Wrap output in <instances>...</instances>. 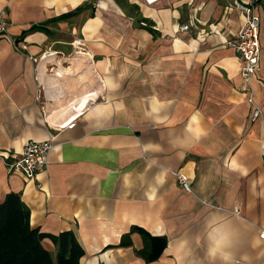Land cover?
Listing matches in <instances>:
<instances>
[{
	"label": "crops",
	"instance_id": "obj_1",
	"mask_svg": "<svg viewBox=\"0 0 264 264\" xmlns=\"http://www.w3.org/2000/svg\"><path fill=\"white\" fill-rule=\"evenodd\" d=\"M249 1L0 0V204L18 193L32 228L73 232L80 264H221L207 254L217 227L241 234L235 264H264V0L250 86L228 46L244 21L234 4ZM84 56L89 74L74 73ZM48 140L35 178L13 170L27 143ZM133 226L166 238L157 260L136 254L139 233L118 246Z\"/></svg>",
	"mask_w": 264,
	"mask_h": 264
},
{
	"label": "trees",
	"instance_id": "obj_2",
	"mask_svg": "<svg viewBox=\"0 0 264 264\" xmlns=\"http://www.w3.org/2000/svg\"><path fill=\"white\" fill-rule=\"evenodd\" d=\"M138 22L157 33L147 18H140ZM35 29H44V25L32 26V30ZM30 216V209L18 193H9L0 204V264H80L85 252L73 232L59 235L43 233L32 228ZM131 233L141 235L144 246L136 250V254L147 262L157 260L167 245L166 238L152 236L146 230L133 226L130 233L122 237L119 247L132 245ZM45 238L54 243L56 259L43 247L42 240Z\"/></svg>",
	"mask_w": 264,
	"mask_h": 264
},
{
	"label": "built area",
	"instance_id": "obj_3",
	"mask_svg": "<svg viewBox=\"0 0 264 264\" xmlns=\"http://www.w3.org/2000/svg\"><path fill=\"white\" fill-rule=\"evenodd\" d=\"M148 6L155 5L163 0H142ZM235 8L243 13L244 21L237 35L228 42V46L233 48L240 59V74L245 85L250 86L251 81L261 70L260 59L262 53V44L260 39L261 18L257 13L255 0L249 2H236ZM144 24V23H142ZM145 25V24H144ZM189 26H182L188 29ZM0 37H9L7 11H0ZM17 50L26 48L22 42L13 41ZM251 88V87H250ZM249 101L253 103V91H250ZM261 115V109L255 107L252 112V119L256 120ZM75 122L69 125L70 128L75 126ZM53 148L51 140L36 142L31 141L24 147L21 156L12 163L13 170L22 173L26 178L33 179L38 173L43 171L47 164L49 153ZM179 185L184 191L191 192L192 184L187 175L176 172ZM264 239V232L261 233Z\"/></svg>",
	"mask_w": 264,
	"mask_h": 264
},
{
	"label": "clouds",
	"instance_id": "obj_4",
	"mask_svg": "<svg viewBox=\"0 0 264 264\" xmlns=\"http://www.w3.org/2000/svg\"><path fill=\"white\" fill-rule=\"evenodd\" d=\"M208 239L207 254L213 261L218 259L221 264H235V252L242 242L237 228H214L208 233Z\"/></svg>",
	"mask_w": 264,
	"mask_h": 264
},
{
	"label": "bare ground",
	"instance_id": "obj_5",
	"mask_svg": "<svg viewBox=\"0 0 264 264\" xmlns=\"http://www.w3.org/2000/svg\"><path fill=\"white\" fill-rule=\"evenodd\" d=\"M78 53V52H77ZM81 55V54H80ZM83 56V55H82ZM88 58V57H87ZM67 60V59H66ZM72 60V59H71ZM86 61V58H85V56H84V58L82 57V58H80V59H75V68H74V73H79L80 71H83L84 73L86 72L87 74H89L88 72L90 71V65H86L85 66V64H84V62ZM73 62V61H72ZM70 66V65H69ZM84 68H86V69H84ZM63 69V68H62ZM68 70V69H67ZM92 72V71H91ZM61 73V72H60ZM72 73V72H71ZM56 74V73H55ZM91 74V73H90ZM81 77H80V79H81V83L83 82V77H84V74L83 73H81V75H80ZM53 79H55V78H53ZM91 80V79H90ZM65 81V80H64ZM63 81V82H64ZM90 82V81H89ZM78 86H80V85H78ZM88 86H90V85H88ZM82 88V87H81ZM65 91V90H64ZM66 93H67V91H66ZM91 93V92H90ZM89 94V93H88ZM63 96V95H62ZM68 96V95H67ZM92 96V95H91ZM93 96H95L94 94H93ZM65 99V98H64ZM94 99V98H93ZM62 100V99H61ZM66 100V99H65ZM64 100V101H65ZM59 104H60V102H59ZM73 103H71V105H72ZM63 105V104H62ZM67 106V105H66ZM68 107V106H67Z\"/></svg>",
	"mask_w": 264,
	"mask_h": 264
}]
</instances>
